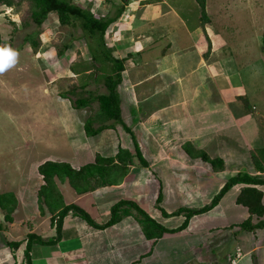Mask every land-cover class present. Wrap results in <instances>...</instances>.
I'll return each mask as SVG.
<instances>
[{
  "label": "crops",
  "instance_id": "obj_1",
  "mask_svg": "<svg viewBox=\"0 0 264 264\" xmlns=\"http://www.w3.org/2000/svg\"><path fill=\"white\" fill-rule=\"evenodd\" d=\"M156 1L165 5L159 13L145 7L150 20L137 25L141 38L123 42L131 53L118 58L127 73L118 85L120 116L135 136L147 166L139 162L131 134L121 123H110L91 136L84 131L79 149L67 138L66 154L61 150L52 157L29 158L28 171L24 169L20 176L23 181L0 187V264H178L208 256L216 258L209 264H221L223 259L230 261L236 247L241 257L232 264H264V225L250 232L240 230L250 213L236 201L241 189L249 186L261 191L264 203V183L234 185L215 207L194 214L178 230L185 221L183 209H203L237 173L264 181V152L257 153L264 150V111L249 99L236 46L230 49L224 34L211 27L209 1L205 23L195 0L186 5L195 11L194 24L177 2ZM240 49L248 54L244 47ZM186 143L210 158L222 159L224 167L216 171L200 157L189 156L183 149ZM217 144L219 149H215ZM120 150L121 160L111 165V181L103 185L102 174H85L84 192L67 175L56 174L47 184L38 169L50 160L79 170L95 164L96 155L109 159ZM125 151L131 155L130 165ZM123 167H127L124 172ZM159 170L169 179L160 174L158 184L164 194L158 199L159 191L158 212L152 217L143 208V199L154 184L150 182L153 172ZM123 200L140 206L142 202L141 208L167 231L149 239L139 216L123 209L110 222L114 205ZM77 209L87 211L90 220L81 219ZM251 219L252 223L264 221V214ZM226 229L232 231L228 237L223 236ZM207 231H212L215 248L205 247L204 241L203 247L192 248L201 243L197 235L202 238ZM189 232L195 237L192 244L184 243L180 256L174 240L168 238L189 236Z\"/></svg>",
  "mask_w": 264,
  "mask_h": 264
},
{
  "label": "rangeland",
  "instance_id": "obj_2",
  "mask_svg": "<svg viewBox=\"0 0 264 264\" xmlns=\"http://www.w3.org/2000/svg\"><path fill=\"white\" fill-rule=\"evenodd\" d=\"M12 1L10 6L0 2V48L7 47L17 53L15 64L0 73V187L11 186L9 181L15 184L14 181L17 179L22 182L23 177H20L22 171L24 169L28 171V164L31 160L29 158L34 155L38 159L41 158L39 155L48 158L61 150H64V154L68 153L65 147L67 138H70L76 149H79L80 146L77 144L81 145L84 139L83 124L89 122L92 128H96L110 123L102 119L103 115L97 99L101 94H108L104 78L100 77L102 73L95 71L93 74L96 79L90 78L89 83L82 88V79L70 69L73 63L90 59L89 50L90 47H96V41L87 38L79 20L75 25H63L59 22L57 15L52 12L41 23L36 24L32 16L34 9L32 2L29 0ZM71 1L92 12L97 18L106 15L113 16L117 11V6L124 5L123 13L116 22L109 26L104 35L106 50L115 58L131 53L130 49L127 51L123 46V42L141 38L142 32L137 31V25L140 26L143 21L150 20V11L146 9L147 6H151L153 12L159 13L165 5V3L156 4L158 2L156 0ZM179 1L171 0L186 9L184 17L194 24L197 21L195 11L186 7L187 4H192L191 0ZM208 1L211 27L224 34L223 36L229 41L230 49L233 50L236 46L238 56L241 57L242 73L249 92V99L252 104L255 103L259 109L264 111V49L262 48L264 0ZM163 32L166 31L163 30ZM241 47L248 50L247 55L240 49ZM107 63L112 65L110 62ZM121 73V79L123 75H127L126 72ZM118 90L117 86V92ZM79 97L89 98L88 104L82 108L76 107L74 103ZM241 100L244 101V98ZM126 122L129 120L127 119ZM73 125L74 129L71 130ZM207 128L209 129L210 126ZM215 132L218 135L221 134L218 130ZM223 139L226 140V138ZM219 144L215 146V149L220 148L221 144ZM146 148V153L149 154L147 145ZM262 152L264 150L257 151L258 154ZM150 170L154 171L153 167ZM153 173L154 181L151 177L150 182L154 184L146 191L143 199L146 204L143 208L152 217L155 212L156 214L158 212V203H155V199L160 191L158 182L160 183L159 179L162 178L160 174L163 172L159 170V173ZM166 177L163 174V178ZM160 193L164 194L162 188ZM134 203L140 208L144 205L142 202H140L141 206ZM122 209L128 213L137 214L136 209L130 204L122 206L118 214ZM83 213L77 211L81 219H84ZM85 214L91 218L87 211ZM57 226L56 224L55 229L58 232ZM211 232L207 231L202 238L197 235L201 243L191 245V247H203L202 242L204 241L205 247L214 249ZM227 232L230 234L232 231L229 232L226 229L223 236L228 237ZM190 233L189 236L180 234L168 238L174 240L176 254L178 251L182 256L181 248L184 247V243L188 245L191 242L192 244L195 236L193 232ZM50 241L53 242L55 239ZM237 248H233L230 261L223 259L221 264H232V254H235ZM215 259L208 256L203 260L199 258L178 264H209ZM168 263L171 262L168 261Z\"/></svg>",
  "mask_w": 264,
  "mask_h": 264
},
{
  "label": "trees",
  "instance_id": "obj_3",
  "mask_svg": "<svg viewBox=\"0 0 264 264\" xmlns=\"http://www.w3.org/2000/svg\"><path fill=\"white\" fill-rule=\"evenodd\" d=\"M33 3V21L36 24L41 23L49 13L54 12L57 15L59 22L63 25H75L76 22H80L87 38L94 39L96 41V47H90L91 57L88 60H83L80 62L73 63L70 65V69L72 73L76 74L82 79L81 87L84 88L88 83L90 78L94 77L95 71H100L102 73V78H104L106 87L108 89V94L99 95L97 97L99 101V109L103 115V120L112 119L114 121L120 122L124 125L122 118L120 117V109H119V93L117 92V86L121 82V72L124 70V61L118 58L113 57L110 52L106 50V45L104 41V35L109 26L116 22L117 18L121 16L124 11V5L117 6V11L113 16H104V17H95L94 14L82 7L78 4H74L71 0H29ZM7 5H12V0H0ZM198 5V9L200 15L202 17L203 23L207 22L208 17L206 13V0H195ZM116 6V5H115ZM262 48L264 49V31L262 34ZM62 55V53H60ZM107 62H110L112 65H109ZM95 78V77H94ZM96 79V78H95ZM89 102V98L79 97L75 100V106L78 108H82L87 105ZM89 123V122H88ZM88 123L84 125V129L88 135H95L100 132L104 126H99L97 129L92 128ZM127 132L131 134L135 145L136 157L139 162L147 166L145 159L143 158L138 143L136 141L135 136L131 132L130 128L124 125ZM186 153L191 157H200L203 161L208 162L212 168L216 171L221 170L224 167V162L220 158H210L204 151L196 150L194 147L186 143L183 147ZM126 153V164L130 165L132 163L131 155L128 151ZM264 154V153H263ZM124 157V156H123ZM122 158L121 150L117 153L115 157L109 159H103L99 155H96V163L85 165L79 170L72 169L68 164L59 163L55 161L47 160L43 164L39 166V172L43 175L44 180L47 184L53 182V177L56 174L60 176L67 175L69 176V180L71 184L79 191L84 192L87 188L84 185V175L85 174H102V181H100L103 185L110 182V171L113 170L112 164L115 160L119 161ZM118 164H116L117 167ZM127 167H123L122 172H124ZM124 174V173H123ZM52 181V182H51ZM86 182V181H85ZM264 181L260 179H256L247 173H237V175L228 179V181L224 184L221 190L213 197L210 204H208L203 209H179L178 212L186 213L185 221L179 227L178 230L184 229L194 214L204 212L209 209V207H213L219 202V199L222 198L234 185L236 184H263ZM83 186V188L81 187ZM162 196L159 194L158 199L161 200ZM239 204H243L247 207L248 212L250 213V218L245 220L240 225V230L243 231H253L264 225V221L259 220L257 223H252L251 217L254 216L256 218H261L264 214V203L262 201V193L260 190L255 187H243L240 191V194L237 196L236 200ZM130 204L133 206L137 215L139 216V222L143 227V231L149 239L152 238H160L167 231L165 227L159 224L157 221L152 219L148 213H146L143 209L138 207L134 202L131 201H120L116 205H114L112 209V219L110 222L115 221L119 214L118 210L124 206ZM71 206H69L70 208ZM68 208V207H67ZM79 213H83L84 211L81 209H77ZM127 214L128 211L124 210ZM63 213V212H62ZM87 221L90 220L85 212L82 216ZM33 236V235H31ZM31 240V237L29 238ZM29 240L28 247L31 243Z\"/></svg>",
  "mask_w": 264,
  "mask_h": 264
},
{
  "label": "clouds",
  "instance_id": "obj_4",
  "mask_svg": "<svg viewBox=\"0 0 264 264\" xmlns=\"http://www.w3.org/2000/svg\"><path fill=\"white\" fill-rule=\"evenodd\" d=\"M16 57H17V53L10 49V48H0V73L6 71L8 68L12 67L15 62H16ZM121 117V116H120ZM105 121H110V123H120V122H117V121H114L112 119H109V120H105ZM109 123V124H110ZM124 123V122H123ZM108 124V125H109ZM122 124V123H121ZM108 125L104 126L103 129H105ZM102 126V125H101ZM99 127V126H98ZM98 127L94 128V129H97ZM83 128H84V124H83ZM101 129L100 132L103 130ZM85 131V129H84ZM86 133V131H85ZM99 133V132H98ZM87 134V133H86ZM88 135V134H87ZM88 136H91V135H88Z\"/></svg>",
  "mask_w": 264,
  "mask_h": 264
},
{
  "label": "built area",
  "instance_id": "obj_5",
  "mask_svg": "<svg viewBox=\"0 0 264 264\" xmlns=\"http://www.w3.org/2000/svg\"><path fill=\"white\" fill-rule=\"evenodd\" d=\"M235 256V257H234ZM232 259H231V261L232 262H234V261H236L238 258H240L241 257V251H240V249H237L236 250V252H235V254H232Z\"/></svg>",
  "mask_w": 264,
  "mask_h": 264
}]
</instances>
